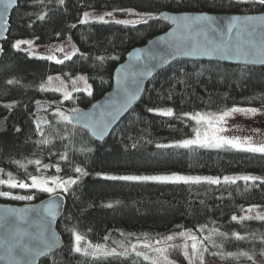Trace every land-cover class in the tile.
Segmentation results:
<instances>
[{
    "label": "trees",
    "instance_id": "1",
    "mask_svg": "<svg viewBox=\"0 0 264 264\" xmlns=\"http://www.w3.org/2000/svg\"><path fill=\"white\" fill-rule=\"evenodd\" d=\"M93 9L116 14L128 10L154 13L156 17L162 12L264 13V5L252 0H63V4L59 0L19 1L10 18L0 60V169L4 170L0 178L7 179V173H11L12 178L30 183L17 161L25 163L27 173L36 176L73 177L78 175L75 167L86 173L64 194L66 210L58 222L64 248L40 264H150L135 254L95 258L76 253L72 250L73 232L97 244L115 238L124 242L157 240L187 230L202 240L214 235L217 246L208 241L205 246L216 264H251L247 257L234 258L228 253L264 254V220L233 221L231 217L252 206L264 207V184H246L242 180L219 185L129 182L109 180L104 175L256 174L264 179V155L259 153L229 148L157 147L194 135L195 123L185 113L192 116L233 106L264 109V68L177 60L148 83L139 103L109 138L96 143L82 128L61 122L54 115L57 106L66 115L73 108L92 106L111 90L114 72L128 53L165 33L169 25L160 19H149L147 24L81 23L84 12ZM40 16L45 18L41 20ZM70 34L81 53L64 64L33 58L15 47L20 40L51 44ZM80 73L87 75L92 96L76 92L71 100H64L58 92L40 90L49 76L75 78ZM42 103L50 107L37 106ZM149 109H171L174 115L163 117ZM38 122L44 137L36 131ZM42 139L49 143H39ZM61 153L68 159L62 160ZM34 159L41 160V171L35 164H27ZM43 165L49 167L44 170ZM0 191L12 193L11 197H0V203L12 205L37 203L49 196L34 188L0 186ZM23 195H32L33 199L14 198ZM213 229L226 236L213 234ZM237 234L242 239H237Z\"/></svg>",
    "mask_w": 264,
    "mask_h": 264
},
{
    "label": "snow or ice",
    "instance_id": "2",
    "mask_svg": "<svg viewBox=\"0 0 264 264\" xmlns=\"http://www.w3.org/2000/svg\"><path fill=\"white\" fill-rule=\"evenodd\" d=\"M238 2H248V0H238ZM253 3H258L259 5H264V0H252ZM5 3V12L7 11V8L15 3V0H4ZM60 4H63V0H59ZM129 15H139L138 13L131 12L128 10ZM108 15H111V13H108ZM88 14L85 13V17L83 20H81V23L87 22ZM45 17L40 16L39 19L43 20ZM101 22L108 23V21L104 20V17H99ZM148 19H154L159 20L160 17H148L144 18L141 17L138 21H131V20H115L116 24H133V23H148ZM173 22H177L178 20L182 23L183 27L188 29L191 28L193 25H198L201 21H206L209 26L213 23L211 21V18L209 17H194V18H188V17H172L171 18ZM255 24H256V18L248 17L246 21L243 22V26L237 30V36L238 40L235 44H230L228 42H222L221 44L216 45L211 51H214L220 55H236L243 57L245 59L248 58H258V59H264V45L257 46L253 41H248L247 46L242 45L239 42V36L244 33L248 32L249 26H253V31H255ZM7 25V20H5L4 25ZM236 27V23L233 22L228 27V35L231 36L233 28ZM249 35H252V32H248ZM28 44L29 47L32 46L31 41H18L15 45L17 49H19L21 44ZM195 50V49H193ZM49 54L44 57H40L41 59H46L49 61H52L56 64H64L65 61L71 60L72 56L75 54V50L72 52L65 51L64 48H52L49 49ZM56 52H63L64 55L62 58H58L55 53ZM139 58V56L137 57ZM98 59L102 62L103 57H98ZM127 79V76H125V80ZM79 80H85L84 77H79ZM57 83V86L55 88L52 87L53 83ZM10 83H12L10 81ZM86 83V81H85ZM63 89V97L65 100H71L73 98L72 92H79V91H87L88 95H91V88L86 87L84 89H81L77 81H72V91H69L67 86L64 84V81L61 80L60 77H52L49 76L46 84L40 85L41 91H52V92H59ZM121 102L119 105H114L113 110L109 112L107 115L110 117V119H99V120H93L91 114H81L80 110L78 108L71 109V115H66L62 111L59 110V105L57 106V113L54 114L55 116H59L61 119V122L66 124H72L73 120H83L85 123H90V126L93 128L94 131L100 132V134H103V132L107 131L108 125L111 123L112 119H115L116 115L120 113L123 108L127 107L129 103H131V100L134 99V92L127 86V84L122 83L121 87ZM46 110V109H45ZM149 111H155L156 114L163 116V117H172L174 115V112L171 109L168 110H153L149 109ZM258 112V109L255 107H248V108H242V107H236L233 106L227 110H222L219 114H202V113H196L195 115L189 116L187 113L184 114L188 119L195 120L197 125H204L206 126V130L204 132H201L199 128L195 130V137L191 139H184L176 144H164V145H157L158 148H182V149H190V148H229L234 149L237 151H244L249 153H259L264 155V139H261L260 141L253 142L251 137H244L241 138L239 135H232L231 137L227 135H221L220 133H224L228 131V128L225 127L227 124V118L232 116L234 113H242L245 115L253 114L255 115ZM36 131L41 135V137L45 136L44 129L41 125V123H37ZM237 131H239L237 129ZM264 136V134H261ZM41 144H48V139H42L39 141ZM83 151V149H81ZM61 159L67 160L68 157L65 156L63 153H61ZM20 168L25 169L26 176L30 177L31 183L25 182L24 180H16L12 178L11 173H7L8 178L3 179L0 178V186H6L8 189H29L34 188L38 189L39 191L49 193L50 195H54L57 190L60 192H68L70 187L72 185H75L78 183V178H73L69 176L67 179L61 178L60 176H53L51 178H46L36 175H31L30 173H27V167L25 163L21 162H15ZM27 164H35L37 167V171H41V165L42 162L40 159H34L27 161ZM49 166L43 165L42 168L46 170ZM56 172L59 173L61 171V168L59 164L55 165ZM75 173L79 175H85L86 173L84 170L80 167L74 168ZM4 173L3 169H0V176H2ZM109 180H119V181H129V182H158V183H193L198 184L201 182H206L210 185H219L222 182L224 184H235L237 180H242L246 184L251 182L252 184H255L257 181H259L261 184H264V179H261L257 176L252 175H241L236 177H229L225 176L223 177V181L219 177L212 178V177H200V176H182V175H152V176H140V175H124V176H110L105 177ZM51 185V186H50ZM12 193L10 191H0V197H11ZM18 200H28L31 201L33 199L32 195H23V196H16L14 197ZM58 205L53 202L49 205H47L44 209L47 216L54 218L55 217V209ZM108 207H111V205H108ZM256 206L249 207L247 209H243L246 213H252L254 211V208ZM29 210L25 209L22 212L16 213L20 217V219H24L25 214ZM38 211V210H37ZM233 221H237L238 219L243 220H264V214L257 212L255 216L251 215H245L241 217H237L233 215L231 217ZM4 222L8 223V218H4ZM213 234L218 235L220 237H225V233L219 232L217 229L212 230ZM74 236V245L72 250L76 253H82L84 255H91L95 258L100 257H107V256H124L128 254L127 249H125L123 252H117L115 249H112L111 251L107 250L106 248L102 247L101 245H89L88 248H82L81 247V241L84 239L82 235L79 233L73 232ZM179 237L183 240L182 244H166L164 247L156 248L154 251L156 252L155 257H150L149 255L137 251V245H132V252L135 253L136 257H143L145 261H150V264H175L174 261L169 259V249L176 250V249H182L183 255L185 259L188 260V264H205L204 260V253L208 251V248L205 246V241H208L212 244L213 247H216L215 240L212 239V235H209L207 237H204L203 240L199 239L196 235L192 234L191 232H180ZM237 239H242L238 234L236 235ZM107 239V237L105 238ZM176 239V236L174 235H168L165 240L168 242H171ZM189 241L191 243L189 244ZM157 243H162V241H157ZM56 240L52 236L45 237L43 232H41L35 239L34 242L30 245L28 244H22L19 241H17V244L15 245L16 249V255L20 256L24 259L25 264H35V258L36 256L40 255L45 249H51L55 246ZM144 248H151L152 245L150 243H144L141 245ZM121 248H124V245H120ZM89 248L91 251H89ZM189 248L191 249V252L189 253ZM9 255H11L13 248L10 247L7 249ZM229 256H233L234 258H239L240 256L247 257L248 259H252L251 256H248L247 253H228Z\"/></svg>",
    "mask_w": 264,
    "mask_h": 264
},
{
    "label": "water",
    "instance_id": "3",
    "mask_svg": "<svg viewBox=\"0 0 264 264\" xmlns=\"http://www.w3.org/2000/svg\"><path fill=\"white\" fill-rule=\"evenodd\" d=\"M19 1L15 0V3L11 4L5 12L4 0H0V60L3 56V43L8 38L10 18ZM159 17L160 20L169 25V29L149 40L144 46L131 50L125 61L116 68L111 90L89 108L81 109L80 113L91 114L93 120L110 119L107 114L113 110L114 105H119L121 102L122 83L127 84L134 92V99L131 100V103L123 108L115 119L111 120L107 131L103 134L94 131L90 123H85L83 120H73L72 125L85 130L96 143L102 144L109 138L121 120L139 103L148 83L159 72L177 60L184 59L196 62L222 63L231 66L264 68V59H245L236 55H220L211 51L222 42L237 43V30L243 26V22L248 17L256 18L255 31H253V26L250 25L248 32H252V35H249L248 32L242 33L239 36V42L247 46L248 41L251 40L257 46L264 45V13L221 15L162 12ZM172 17H209L213 23L209 26L206 21H201L198 25L186 29L179 20L173 22ZM5 20H7V25L2 26ZM233 22L236 23V27L233 28L231 36H229L227 30ZM138 56L139 58H137ZM125 76H127L126 80ZM37 106L50 107L48 104L43 103ZM67 115H71V112ZM53 202L58 206L55 209V217L51 218L47 216L44 209ZM66 205L67 200L64 194L49 195L40 202L24 205L0 203V264H25L24 259L16 255L15 245L17 241L30 245L41 232L45 237H54L56 244L53 248L45 249L40 255L36 256L35 264H40L44 258L61 251L65 246V241L58 230V222L65 213ZM25 209L29 211L25 214L24 219H20L16 213ZM5 217L8 218V223L4 222ZM10 247L13 248L11 255L7 251Z\"/></svg>",
    "mask_w": 264,
    "mask_h": 264
},
{
    "label": "rangeland",
    "instance_id": "4",
    "mask_svg": "<svg viewBox=\"0 0 264 264\" xmlns=\"http://www.w3.org/2000/svg\"><path fill=\"white\" fill-rule=\"evenodd\" d=\"M131 12L138 13L139 15L138 16L137 15H129L128 11L125 12V14H116V12L109 11V10L93 9V10H88V11L84 12L81 20L84 19L85 13L88 14L87 22H93V21L101 22L99 19V17H101V16H103L104 20H106L108 22H115V20H131V21L135 22V21H138L141 17H144V18H148L150 16L156 17V14H154V13H144V12H136V11H131ZM108 13H111V15H108ZM101 23H104V22H101ZM20 41H31L32 42L31 47H29V45L26 43L21 44L19 47V50L24 51V52L28 53L29 56H31L33 58H38V59H41L40 57L47 56L49 54L48 50L52 49V48H64L65 51H67V52H72L73 50H75V54L72 57L81 53L80 48L75 43L74 38L71 34L68 35V37L66 39L59 41V42L51 43V44H39L32 39H26V40H20ZM16 43H15V45H16ZM55 55L58 58H61V57H63L64 53L63 52H56ZM52 77H60L61 80L64 81V84L67 86L69 91H72V81H77V84L81 89H84V88L90 86L91 93H93V87H92V85H91V83H90V81H89V79L85 73H80L75 78H67V77L62 76V75H53ZM79 77H84L85 80H79ZM47 80H48V78L43 82V84H46ZM85 81H86V83H85ZM56 86H57V83L54 82L52 84V87L55 88ZM79 92H83L86 95H88L87 91L82 90ZM58 93H60L63 97V89H61V91H59ZM74 93H76V92L73 91L72 95ZM88 96H92V94L88 95ZM63 99H64V97H63ZM156 110H163V109H156ZM220 112L221 111L200 112V113L210 115V114H219ZM193 121L195 123V130L197 128H199L201 132H204L206 130V126L197 125L196 121L195 120H193ZM225 127L228 128V131L224 132V133H220L221 135H227L229 137H231L232 135H239L241 138L250 136L253 142L260 141L261 139H264V136L261 135V134H264V109H258V112L255 115H253V114L245 115L242 113H234L232 116L227 118V124L225 125ZM237 129L239 131H237ZM194 137H195V132H194L193 136L185 138V139H191ZM182 140H184V139L177 140V141L165 142V143H162L161 145L176 144ZM225 148H227V147H225ZM208 149H220V148H208ZM174 174L182 175V176H193V177H195V176L212 177V178L219 177V176H215V175H206V174L197 175V174H185V173H163V174H155V175H174ZM242 175H244V174H242ZM249 175L260 177L259 175H256V174H249ZM110 176H114V175H104V177H110ZM143 176H152V175H143ZM228 176L229 177H236V176H241V175H234L233 174V175H228ZM43 177L51 178L53 176H43ZM60 177L67 179L69 176H60ZM73 178H78V180H79L80 175L78 174L76 176H73ZM219 178L221 179V181H223V177H219ZM30 183H31V180H30ZM156 183H158V182H156ZM201 183H203V182H201ZM46 194L50 195L49 193H46ZM55 194H65V192H60L59 190H57V192ZM257 212L264 214V207L256 206L252 213H246L245 211H243V213L241 215H238L237 217H241V216H245V215L255 216ZM203 231H204V233L208 232L206 229H203ZM180 232H191V231H189V230L179 231V232H175L173 234H170V235L176 236V239L171 241V242H168L165 240V238L167 236L164 238H161V239H157V240H137V241H130V242H126V241L124 242L122 239L115 238V239H112L111 241H107V242H103V243H97V244L92 243V242H90L84 238L81 241V247L82 248H88L89 245H93V246L101 245L102 247L106 248L109 251H111L112 249H115L117 252H123L125 249H127V251H128L127 255H129V254H135L132 252V245H137V251L143 252V253L149 255L150 257H155L157 254L154 251V249H156V248L164 247L166 244H182L183 240L179 237ZM191 233L196 235L199 239H201L198 234L193 233V232H191ZM213 237H214V235H212V238ZM213 240H215V238ZM157 241H162V243H157ZM146 242L150 243L152 245V247L151 248H144L141 246ZM74 243H75V241H74ZM190 243H191V241H189V244ZM121 244L124 245V248L120 247ZM89 251H91L90 248H89ZM190 252H191V249L189 248V253ZM89 256H91V255H89ZM251 257H252V259H249L251 264H264V254L252 255ZM169 259L174 261L175 264H188V260L185 259L182 249H176V250L169 249ZM204 260H205V264L206 263L207 264H216L215 260H213L212 255L207 254V252L204 253ZM197 264H198V262H197Z\"/></svg>",
    "mask_w": 264,
    "mask_h": 264
}]
</instances>
